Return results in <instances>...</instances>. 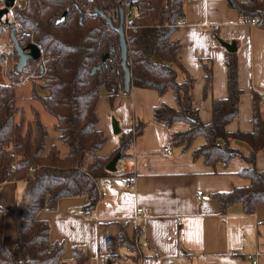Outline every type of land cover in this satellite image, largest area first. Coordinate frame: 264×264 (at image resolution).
Wrapping results in <instances>:
<instances>
[{
  "label": "trees",
  "instance_id": "obj_1",
  "mask_svg": "<svg viewBox=\"0 0 264 264\" xmlns=\"http://www.w3.org/2000/svg\"><path fill=\"white\" fill-rule=\"evenodd\" d=\"M26 1L23 7L14 9V16L29 30L28 42L33 40L43 49V70L36 67L28 76L31 73L40 79L41 88L47 92L40 96L34 90L32 98L55 117L54 129L59 140L68 145V151L63 154L55 144L48 146L50 132L37 109H33L30 120L17 103V87L24 80L17 79L20 74L7 71L14 79L0 84V187L7 181L22 180L25 185L13 212L0 205V264H92L86 248L80 245L72 246L70 260L64 258L66 243L51 239V225L39 215L43 211H56L60 200L67 197H86L84 210H93L102 199L101 181L116 176L108 170L109 163L120 152L121 159L127 157L135 138L145 129L144 122L135 123L133 129L119 134L120 146L116 150L106 157L100 154L108 137L99 129L96 106L103 89L110 99L124 92L125 71L119 33L105 17L94 13L95 8L103 9L114 27L120 24L121 9L125 14L131 85L155 89L161 96L173 91L177 107L162 103L154 108L155 121L171 131V144L186 152L203 136L205 143L195 148L192 156L203 157L207 165L224 168L237 160L241 162L236 173L251 184L213 193L212 198L220 203L222 212L238 203L249 214L258 205L264 206V170L257 167L258 156L264 152L261 97L253 92V130L229 131V124L239 119L243 90L238 81V53L226 51L227 97L214 99L211 120L202 121L190 95L198 78L181 61L183 45L171 40L185 22L186 0ZM227 3L239 12L242 20L256 18V25L264 30V0H227ZM214 38L221 45L220 38ZM107 52L110 57L103 62L102 55ZM3 63L5 60L0 61V71ZM202 64L207 73L206 97L213 84V68L211 60L204 59ZM99 65L101 68L92 72ZM177 122L185 123L186 128L174 130ZM7 214L17 235L12 249L5 245ZM118 226V246L126 250L123 256L126 262L117 260L119 254L109 255L105 261L145 264L138 233L130 236L127 223Z\"/></svg>",
  "mask_w": 264,
  "mask_h": 264
},
{
  "label": "crops",
  "instance_id": "obj_2",
  "mask_svg": "<svg viewBox=\"0 0 264 264\" xmlns=\"http://www.w3.org/2000/svg\"><path fill=\"white\" fill-rule=\"evenodd\" d=\"M185 10V22L171 40L183 45L181 61L198 78L190 95L202 121L211 120L214 99L227 97V49L217 43L216 36L236 43L238 81L243 90L239 119L229 124L228 130L252 131L253 92L260 95L264 109V30L250 19L242 20L227 0H186ZM204 59L211 60L213 68V84L206 97ZM98 101L99 129L108 137L100 152L103 157L120 146V133H115L113 119L121 132L133 129L137 122L146 126L135 138L128 156L118 163L116 176L101 181L102 199L93 210L85 211L86 197L78 196L60 200L56 211L40 213L39 218L51 225V239L66 243L64 258L70 260L72 246L80 245L86 248L92 264H108L105 257L117 254L122 262L126 250L118 246V223H127L130 236L138 233L145 264H253L251 256L255 258L257 253L258 264H264V206L258 205L249 214L238 203L222 212L220 203L212 198L215 192L248 186L250 180L236 173L239 166L207 165L203 157L192 156V151L205 143L203 136L195 140L191 150L183 152L171 144L170 129L155 121V107L162 103L177 107L172 90L161 96L155 89L132 85L130 93L122 92L110 99L103 89ZM55 123L56 119L51 127ZM47 127L48 146L55 144L65 154L68 145ZM173 127L182 130L186 125L177 122ZM169 146L172 154L165 152ZM257 167L264 170V152L258 156ZM24 185L22 180L7 181L0 187V205L8 212L15 210ZM139 207L148 209L149 214L135 220ZM4 235L6 247L12 249L17 235L9 214Z\"/></svg>",
  "mask_w": 264,
  "mask_h": 264
},
{
  "label": "water",
  "instance_id": "obj_3",
  "mask_svg": "<svg viewBox=\"0 0 264 264\" xmlns=\"http://www.w3.org/2000/svg\"><path fill=\"white\" fill-rule=\"evenodd\" d=\"M5 2H7L6 4V8L5 9H0V15H3L4 13L8 12L9 9L13 8L14 5V0H5ZM121 21L120 24L116 27L113 26V23L111 21L110 18H108L107 14L104 13L103 9H98L95 8L94 13L95 14H100L103 17H105L107 19V22L109 23L110 27L114 28L115 31H117L119 33V42L121 44V56H122V60H121V64H122V68L123 71H125L124 73V92L125 93H130L132 90V85H131V75L132 72L130 70V67L128 66V42L126 41V27H125V14L123 12V10L121 9ZM1 36V34H0ZM12 39L14 41V45L19 53V57H18V63H17V71H21L28 63L29 59H32L34 61L39 60L42 57V53H41V49L40 46L34 42H30L28 44V46L26 48H22L21 45L18 42V39L16 38L15 34L12 35ZM221 44L227 49V51L229 52H234L236 51V43H229L227 41H223L220 40ZM26 50H28V53L26 52ZM112 50H115V48H112ZM103 57V62H106L107 59L110 57V54L107 52L105 54L102 55ZM0 61H2V57H0ZM101 68V66H94L92 68V72H97V70H99ZM41 69L43 70V66H41ZM113 129L115 131L116 134L121 133V129L119 128V124L117 122L116 119H113ZM120 154H117L114 159L109 163L108 165V170L111 172H116L117 170V165L120 162L121 158H120Z\"/></svg>",
  "mask_w": 264,
  "mask_h": 264
},
{
  "label": "flooded vegetation",
  "instance_id": "obj_4",
  "mask_svg": "<svg viewBox=\"0 0 264 264\" xmlns=\"http://www.w3.org/2000/svg\"><path fill=\"white\" fill-rule=\"evenodd\" d=\"M9 1V0H8ZM13 8L9 9L8 12L4 13L3 15H0V51H2V61L5 60V62L10 60L9 65L7 66V70L13 72V74H20L18 76H21L23 74H28L30 70L35 71L36 67L43 66L41 63V58L37 61H34L32 59H29L27 65L21 70L17 71V63H18V57L19 53L14 45V41L12 39V35L15 34L16 38L18 39L19 44L22 48H26L30 42H34L33 40L28 42L29 39V30H25L21 23L18 21L17 17L14 16V9L17 6L23 7L26 4L22 5L20 0H14ZM20 1V2H18ZM5 0H0V9H5L6 4ZM1 43H5L2 45ZM35 43V42H34ZM37 44V43H36ZM39 45V44H38ZM40 46V45H39ZM28 53V50H26ZM34 78V74H29L27 79Z\"/></svg>",
  "mask_w": 264,
  "mask_h": 264
},
{
  "label": "rangeland",
  "instance_id": "obj_5",
  "mask_svg": "<svg viewBox=\"0 0 264 264\" xmlns=\"http://www.w3.org/2000/svg\"><path fill=\"white\" fill-rule=\"evenodd\" d=\"M22 5L25 3V1L20 0ZM18 1V2H20ZM2 45H4L5 43H1ZM0 53H2V51H0ZM156 60H158V57H155ZM10 60L7 59V61L5 63H3V66L1 68L0 71V84L1 83H5V82H10L14 79V76H10L7 73V66L9 65ZM28 74H23L20 76V78L18 77L17 79L19 80H24L22 83H19L18 87H17V96H18V105L20 106V108H23L26 112V115L29 117V119L33 118V109H37L40 113V116L42 117V119L44 120L45 123H47L49 125L50 131L52 133H56L54 127H51L52 124H54L55 122V117H53L51 114H49L47 111H45L42 107L41 102H39L36 99L32 98V94L34 92V90L37 92L38 95L40 96H44L46 92V90H44L43 88H41V80L40 79H27ZM31 117V118H30ZM182 126H184L182 124ZM241 144H243V142H241ZM241 162L239 160H237L235 162V164L232 167H238L240 166ZM22 184H20L19 188H22L21 186ZM120 260L122 262H124L123 258H120Z\"/></svg>",
  "mask_w": 264,
  "mask_h": 264
},
{
  "label": "built area",
  "instance_id": "obj_6",
  "mask_svg": "<svg viewBox=\"0 0 264 264\" xmlns=\"http://www.w3.org/2000/svg\"><path fill=\"white\" fill-rule=\"evenodd\" d=\"M249 21L252 24H256L257 23V19L256 18H252ZM40 49H41V53H43V49H42L41 46H40ZM165 152L167 154H172V148L170 146L165 148ZM199 193L201 194V192H199ZM146 214H149L148 209L143 208V207H139L137 209V212L135 214V218L134 219L137 220L141 215H146ZM251 259H252L253 264H258V253L256 254L255 258L251 256Z\"/></svg>",
  "mask_w": 264,
  "mask_h": 264
}]
</instances>
